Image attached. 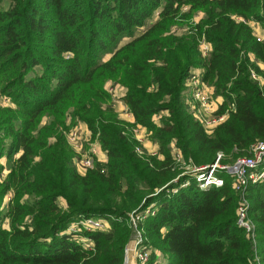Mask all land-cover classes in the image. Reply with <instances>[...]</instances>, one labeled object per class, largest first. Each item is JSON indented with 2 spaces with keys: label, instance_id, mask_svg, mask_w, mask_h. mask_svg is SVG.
<instances>
[{
  "label": "trees",
  "instance_id": "16d2710c",
  "mask_svg": "<svg viewBox=\"0 0 264 264\" xmlns=\"http://www.w3.org/2000/svg\"><path fill=\"white\" fill-rule=\"evenodd\" d=\"M250 21L264 28V0H0V94L11 102L0 105V264H124L135 238L130 214L152 205L155 215L139 229L165 264H251L232 178L221 173L225 186L201 189L171 150L175 142L201 167L219 153L234 162L264 141V87L251 77H264V41ZM203 41L212 47L206 56ZM105 52L111 57L101 63ZM196 69L223 98L217 114H229L212 134L184 99ZM108 80L125 91L134 123L120 118ZM163 112L159 124L154 116ZM77 123L107 156L86 174L66 137ZM138 125L158 155L137 154ZM249 198L264 264V185L252 186ZM79 218L110 228L68 234Z\"/></svg>",
  "mask_w": 264,
  "mask_h": 264
},
{
  "label": "built area",
  "instance_id": "2783aa9c",
  "mask_svg": "<svg viewBox=\"0 0 264 264\" xmlns=\"http://www.w3.org/2000/svg\"><path fill=\"white\" fill-rule=\"evenodd\" d=\"M237 20L245 22L241 18H237ZM248 24L254 29L257 41L263 42L264 29L260 32L259 24L257 22L250 21ZM200 49L206 56L211 52L212 47L209 43L203 41L200 45ZM254 60L255 58L252 56V61ZM202 73V69L192 71L185 84L184 99L191 112H193L198 121L204 126L207 133L212 134L220 124L228 119L229 114L228 112L222 115L217 114L220 105L223 103V98L216 97V100L214 99L213 94L215 93V90L202 81ZM251 77L254 81L258 82L261 87H264L263 76L252 70ZM106 89L113 98L114 108L120 114H131L123 101L125 91L118 84H108ZM154 120L158 123L159 115H155ZM133 133L135 139L139 143V146L136 147V152L139 156H144L146 151L145 144L147 142L146 135H151V133L140 125L133 128ZM66 137L68 144L76 153L75 162L82 174L89 170H93L96 162H107L100 157L99 153H104V156H106V153L100 149L99 144H91L88 152L84 151L86 138L85 133L80 128L71 129L66 133ZM171 150L175 162L184 172L183 175L195 178L201 189L225 186V178L220 175L221 173L232 178V188L238 195L239 199L237 208V225L245 230L252 243L253 260L251 264H262V257L259 252L257 224L251 217L249 190L252 186L264 182V141L253 144L249 155L240 157L233 163L227 165H220L221 159L218 158L217 162L213 165L198 167L195 166L192 161H186L184 159L182 153L176 147L175 142L171 143ZM153 155H157V153H154ZM154 208L155 205H152L141 214H136V212L130 214L131 226L135 231V238L129 244L130 246L128 245L126 254L132 246L133 256L138 264H148L151 260V252L153 253V249L147 244V241L143 236V231L139 229V224L147 217L155 215L157 210L156 208L154 210ZM109 228L110 223L107 220L79 218L72 222L67 233H78L82 230H108ZM80 241L86 248H92L93 246V242L88 239H80ZM154 264H165V262L163 259L162 261L156 260Z\"/></svg>",
  "mask_w": 264,
  "mask_h": 264
},
{
  "label": "rangeland",
  "instance_id": "374dc122",
  "mask_svg": "<svg viewBox=\"0 0 264 264\" xmlns=\"http://www.w3.org/2000/svg\"><path fill=\"white\" fill-rule=\"evenodd\" d=\"M202 18H204V13H202V12H200V13H198V15H196V17H195V22L196 23H199V21L202 19ZM155 19H156V17H155ZM251 22H254V21H251ZM184 26H186V25H182V27H180L181 29H180V33H183L184 31H186V29H184L185 27ZM263 27H262V25H260L259 24V30H260V32H262L263 31ZM142 30L143 29H139V32H137L136 34H135V36H138V34L140 33V32H142ZM129 39L130 38H123L122 39V41L120 42V44H119V46H121V45H123L125 42H127V41H129ZM110 53H113V52H110ZM110 57H111V54H109V52L107 53V52H105V53H102L101 55H100V61H101V63H104V62H106L107 60H109L110 59ZM255 58V57H254ZM260 66H261V68L264 70V65L263 64H260ZM116 84V82H114V81H112V80H108L107 82H106V84H105V87H107V85L108 84ZM212 92H213V90H212ZM214 95V99L216 100V95H215V93L213 94ZM6 96H3V95H1L0 94V105H3V106H6V107H8V106H10L11 105V102L7 99V97L5 98ZM213 99V100H214ZM222 100V99H221ZM216 107V106H215ZM217 108V107H216ZM219 110V109H218ZM218 112V111H217ZM168 114H167V112H163V113H160L159 114V124H160V122H161V118L163 117V116H167ZM69 124H70V122H69ZM68 124V125H69ZM81 126H86L85 124H78L77 123V125L76 126H70L69 127V130L70 129H74V128H80L84 133H85V138H86V141H85V144H84V151L85 152H88V150H89V148L91 147V144H98V142H95V143H92L91 142V134H90V131H89V129H88V127L86 126V131L85 130H83L82 129V127ZM68 131V130H67ZM67 131H66V133H67ZM152 135H146V139H147V141H148V143H150L151 144V146H152V149L151 150H149V149H146L145 148V150H146V152H147V154L148 155H151V156H156V155H153L154 153H157V155H158V152H159V145L156 143V142H154L153 140H152ZM51 141V143H54V140L52 139V140H50ZM254 144V143H253ZM253 144H251V145H249L246 149H244L243 151L244 152H246L247 153V155H249L250 154V151H251V147H252V145ZM100 145V144H99ZM155 147H156V149H155ZM100 149L102 150V148H101V146H100ZM246 156V155H245ZM145 157H147V156H145ZM218 158H220L221 159V162H220V165H227V164H230V163H232L233 161V158L232 157H230V156H228V155H226V154H224V153H219L218 155H217V159H216V161L215 162H217V160H218ZM75 159H76V157H75ZM159 159H163V157L162 156H159ZM226 160H229L228 161V163H224L223 161H226ZM193 162V161H192ZM1 164L4 166V167H6L7 166V161L4 159L3 161H1ZM179 170H181V172H183V170H182V168H179ZM8 169H6V171H5V173H4V175H3V177H7V175H8ZM87 173V172H86ZM86 173H84V174H86ZM196 180V179H195ZM196 182H197V180H196ZM197 184H198V186H199V183L197 182ZM260 185H264V182H262L261 184H259V186ZM199 188H200V186H199ZM12 197V195L11 194H9L8 196H6V198H5V201H4V204H7V203H9V201H10V198ZM59 203L62 205V206H64L65 204V202L64 201H62V200H59ZM156 209H157V206L155 207ZM155 208H154V210H155ZM72 224V222L70 223V225ZM152 248V247H151ZM156 254V259L159 261H162V259L165 261V259L166 258H164V256L162 257V254H159V251H156V250H154L153 249V253L151 252V258L154 256L153 254Z\"/></svg>",
  "mask_w": 264,
  "mask_h": 264
},
{
  "label": "crops",
  "instance_id": "0c3cea01",
  "mask_svg": "<svg viewBox=\"0 0 264 264\" xmlns=\"http://www.w3.org/2000/svg\"><path fill=\"white\" fill-rule=\"evenodd\" d=\"M120 118L127 121V122H131L133 123L135 120H134V117L131 115V114H127V113H124V114H120ZM83 130L86 131V126H81ZM145 148L146 149H149L151 150L152 149V146L150 143H148V141L146 142L145 144ZM156 149V147H155ZM100 154V157L103 159V160H106L107 161V156H104V153H99ZM130 246V245H129ZM130 248V247H129ZM132 246H131V249L127 252V254L125 255V262L124 264H138L136 262V260L134 259V256H133V252H132ZM161 254V253H159ZM165 262V261H164Z\"/></svg>",
  "mask_w": 264,
  "mask_h": 264
}]
</instances>
